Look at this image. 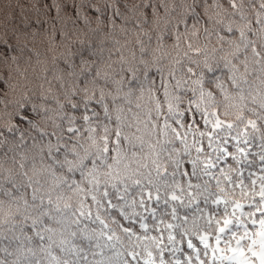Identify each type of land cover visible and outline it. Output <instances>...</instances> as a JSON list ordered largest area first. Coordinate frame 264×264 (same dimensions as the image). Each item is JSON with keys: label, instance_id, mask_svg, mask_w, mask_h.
I'll use <instances>...</instances> for the list:
<instances>
[{"label": "clouds", "instance_id": "1", "mask_svg": "<svg viewBox=\"0 0 264 264\" xmlns=\"http://www.w3.org/2000/svg\"><path fill=\"white\" fill-rule=\"evenodd\" d=\"M0 264H264V0H0Z\"/></svg>", "mask_w": 264, "mask_h": 264}]
</instances>
